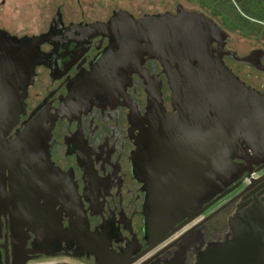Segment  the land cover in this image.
<instances>
[{
	"label": "flooded vegetation",
	"instance_id": "af4514ba",
	"mask_svg": "<svg viewBox=\"0 0 264 264\" xmlns=\"http://www.w3.org/2000/svg\"><path fill=\"white\" fill-rule=\"evenodd\" d=\"M65 1L58 0L42 30L15 35H39L53 28L70 38L65 55L56 53L55 38L40 46L44 63L35 67L19 122L7 136L14 140L27 130L30 166L25 178L16 176L10 183L7 171L0 178V264H163L180 255L182 264H193L196 250L225 238L231 215L264 194V161L252 165V173H244L236 189L216 196L195 219L149 249L142 234L145 185L133 178L130 163L138 132L132 115H143L146 107L142 80L133 74L116 98L56 116L71 82L110 44L100 34L83 44L85 33L64 29L106 24L114 12L126 10L111 7L92 15L85 10L67 15ZM172 1V10L165 12L175 15L179 6L220 29L224 65L246 86L263 93L264 0H192L197 9L184 6L189 0ZM235 37L247 42L244 53H238L236 45L241 43ZM142 67L161 81L163 104L170 112V91L159 62L145 58Z\"/></svg>",
	"mask_w": 264,
	"mask_h": 264
},
{
	"label": "water",
	"instance_id": "95a60500",
	"mask_svg": "<svg viewBox=\"0 0 264 264\" xmlns=\"http://www.w3.org/2000/svg\"><path fill=\"white\" fill-rule=\"evenodd\" d=\"M138 15L116 11L106 24L64 29L85 33L83 44L98 34L110 44L71 82L56 116L116 98L133 74L142 80L146 107L143 115H132L138 132L130 163L133 178L145 185L142 234L152 249L195 219L216 196L236 189L240 177L264 161V92L246 86L224 65L223 35L212 21L179 6L175 15ZM54 31L17 37L0 29V178L7 171L10 183L26 176L30 166L27 130L14 140L7 136L19 122L35 67L44 63L40 46L55 38L57 54L68 49L70 36ZM237 51L244 53L245 48ZM145 58L161 66L170 112L163 104L161 81L142 67ZM228 227L223 240L195 251L193 264H264V194L231 215ZM181 258L163 264H182Z\"/></svg>",
	"mask_w": 264,
	"mask_h": 264
},
{
	"label": "rangeland",
	"instance_id": "374dc122",
	"mask_svg": "<svg viewBox=\"0 0 264 264\" xmlns=\"http://www.w3.org/2000/svg\"><path fill=\"white\" fill-rule=\"evenodd\" d=\"M66 0L64 10L67 15H79L81 9L92 15L96 10L104 12L109 10V5H116L117 9H123L138 18L144 14L163 13L172 10V0ZM58 0H0V27L13 35L31 34L44 28V21L50 13H53ZM186 8L197 9L198 5L192 0L184 1ZM138 13V14H137ZM236 38L241 45L237 49L245 48V40ZM245 45V46H244ZM249 44H247L248 47Z\"/></svg>",
	"mask_w": 264,
	"mask_h": 264
},
{
	"label": "trees",
	"instance_id": "16d2710c",
	"mask_svg": "<svg viewBox=\"0 0 264 264\" xmlns=\"http://www.w3.org/2000/svg\"><path fill=\"white\" fill-rule=\"evenodd\" d=\"M218 8V7H217ZM221 9V8H220Z\"/></svg>",
	"mask_w": 264,
	"mask_h": 264
}]
</instances>
